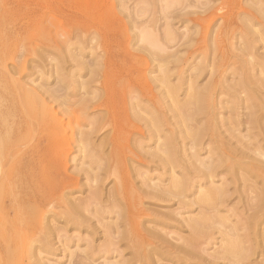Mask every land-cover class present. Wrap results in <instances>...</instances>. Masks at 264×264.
<instances>
[{
  "label": "bare ground",
  "instance_id": "6f19581e",
  "mask_svg": "<svg viewBox=\"0 0 264 264\" xmlns=\"http://www.w3.org/2000/svg\"><path fill=\"white\" fill-rule=\"evenodd\" d=\"M13 1L15 0H0L1 19L7 18V16L11 14ZM45 1L48 6L52 7V9L56 12L62 11L68 3L72 2L73 4H76L74 0ZM125 1L126 0H117V5L121 9L128 10L129 5H127V7ZM256 2L258 3L259 1L256 0ZM105 4L106 1H103L102 5L91 4L82 9H79L82 12L92 13L98 11ZM75 6L70 4L69 7H71L72 9H76V11H79ZM120 8L119 10H121ZM257 9L258 11L256 12L258 14H262H260V16L262 18V21H264V7L259 4ZM124 12L126 13V10ZM118 13L121 12L119 11ZM126 15H128V13H126ZM252 15H246V19L249 23L252 18H255L256 16L255 14ZM129 18H131V16ZM232 19L233 18H230V16H228V18L222 19L223 28L220 30V32L215 33L214 37L210 38V42L212 41L210 45L212 49L209 53V57L205 55L203 48V58L201 59V61L195 60L196 62H194V64L187 61L186 59V63H184V65H177L176 61L178 57H175V59H173V65L175 66H172L176 67L178 70H175L172 66L168 65L169 62L172 61H168L170 56H166L162 59L160 58L158 64L153 67L154 69H156L155 71L157 72V74L153 75L150 80L148 78H144V83H142V85H136L140 91L144 92V94L145 91L151 93V98H148L147 103L140 101L137 95L131 94V92H133L132 88L135 87L133 78L131 76H128L130 72L133 71V65L135 63H132L133 60H131L133 58L132 53H127V55L123 57V62L121 61V63H119L118 60V64H116L117 70L114 68V72L117 71L118 73H121V71L123 72V70L127 72L125 74V77H122L120 79L111 76L112 70L107 65L109 64V62H107L108 59H105L107 63L104 62V65H102L104 66L102 68L103 70L99 69V67L101 66H90L91 68H88V70L86 69L87 65L85 66V69L88 71V73H90L91 80L94 78L93 83L97 82L98 86L104 93L102 99L96 100V102L94 103L92 102V105L102 106L105 109V114H100L95 119H91V121L89 120V128L87 130H84L82 128L83 126L79 124L80 127H78L77 129L71 128V133L69 132L70 135H66L65 133L60 136V139L62 141L63 139L65 140L67 138L68 140L66 141L74 142L75 146L78 147V150L81 152V158H86L88 160V166L82 169L84 170V175L86 176V178L91 181V185L89 184V192L84 198L72 197V199H68V197H63L67 189L77 184V181L75 180L76 178L70 175H65L60 170L62 167V162L65 161V158L62 156L63 154L60 153V155L59 152H57L58 150L56 151L54 149L58 148V146H61L59 144L61 141L57 142V145L59 144L57 147L55 146L49 148L50 146L46 145L48 146L47 148L45 146V144H47L45 142L49 143L55 138V136L53 135L55 127H58V125L62 126L61 124L64 123L63 119L59 118V116L52 111V107H48L46 105L45 98H51L53 101L58 99L57 101L59 103L61 102L60 104H66L68 101H65V96H63L64 93L62 94L61 92L63 90L62 86H51L52 84L50 83V86L48 85L41 91V94L43 96L45 95V98H42V96L38 94L37 91L32 90L31 88L24 89V85L14 79H9L11 77H9V75L6 76V73L4 72L2 66V59L0 58V264H45L43 260L41 261L40 258H37L38 252L47 251L51 244V237L60 231V228L56 225L52 226L51 221L47 217L49 215L48 212H51L50 214L54 219H63V222L69 224V226L71 227H74V229L88 230L87 236L92 237L93 234L90 233V230L92 229L91 222L89 221L90 218L88 219L84 211L88 209L89 205L94 204L93 206H95L96 204L95 208L91 205V207L94 208V210L92 209L93 213H97L100 215L104 208L108 207V204L107 206H103L102 204L103 201L99 183L108 180L111 177L113 178L114 182L109 191L107 201L115 207V210H112V212L114 213V217L110 218L112 219L110 220L111 222L107 225H102L104 234V251L114 252V247L117 244V242L115 241H117V239L127 240L129 236L134 235L142 241L146 240L144 235L140 234L137 226V217L139 215L138 213L139 211L140 213L142 212L137 207L141 196L143 194H147L153 197H158L160 193H170L179 195L178 198L182 200H179L178 204L181 207H186V209L194 213L193 215L184 219L190 229V233L193 234L192 238L200 236V233H202L201 228L205 226L219 227L223 232L222 234L227 236L226 245H228V248L227 251L226 249L223 250L231 253L230 255L235 256V258H230L228 260L229 264H258V261L255 262L253 260L247 263L241 262L244 258L246 261L249 258L245 256L243 259H238V256L241 257L240 253L242 254L244 252L243 249L249 251V253L248 251L245 252L244 255L251 254V250H249L248 248L251 243L249 244L248 242L252 241L250 238L257 231L256 226L264 223V161H262L263 159H260L262 158V156H264V148L259 144V140L261 139V137L264 141V123L261 124L260 114H258L261 111V108L254 102V100L257 99L256 94H254L255 90L258 89V86L264 85V81L260 80L261 78H254L253 74L255 68H257V73H264V53L262 54L263 56L258 55V58H256L257 56L254 54V52H252V44L256 36L257 39H259V41L263 43L264 51V22H261V28L255 30V33L252 31L254 34L250 33L251 38L250 36H246V39L245 34H249V32L246 31L245 25L244 27L239 26V28L241 29L239 33L242 36L241 43L243 44V46H241V44L238 42L240 44V49L238 50V52L232 54L234 58L232 57L233 60L231 61V64L237 65L229 67L230 64L226 63V61L228 60H225L224 58L225 51H221L217 48L215 49L214 41L216 38H223L222 36H227L233 30H235L232 29L235 26V20ZM246 24L248 25V23ZM144 31L141 30V32H143L140 36L141 39H145L155 46V39H157V37H155L154 39L153 37H151V34L148 33L149 31ZM166 31L167 30H165L164 32L162 31V35L164 33V35L166 34L170 39L173 33H166ZM191 33L193 34V32ZM155 35L156 34H154V36ZM167 36H165V38H167ZM172 38L174 39V37ZM190 41L191 37H189L186 42L189 43ZM157 46L159 45L157 44L156 48ZM228 47L230 48V46ZM231 53L232 51L230 52V54ZM10 54H12V52L9 53V56ZM5 58L6 57H4V59ZM110 60H112V57ZM86 62L88 63L89 61ZM89 63H92L90 65L95 64L92 61ZM20 69L23 68L21 67ZM99 70L102 71L100 72V79L97 76L99 74ZM204 71H207V75L209 74V79H207L205 83L199 84L198 79L201 75H203L202 73ZM185 72L189 73L185 74V76ZM118 73L117 77H119L120 75H118ZM174 74H176L177 82L171 83V76H173ZM228 76L231 77V82L227 84V89L225 92L233 99L236 98L240 102L242 100L245 102V106H243L244 108H242V110L245 108L247 109V118L249 119L250 126L252 129L257 130L256 132L251 131V136H259L258 144L256 143L258 137L257 136L256 142H254L257 145L255 144L256 146L254 145V147H252L253 149H251V147H249L247 144L245 145V148L247 146V150H239L238 148H234L232 144L228 145L229 142H225L226 140L224 141L222 137L220 138V135L215 132L213 128H211V134H208L209 141L206 144V147L208 148L205 149L208 151V157L206 156L204 158L201 157V154L198 150L195 149L193 152L192 150L197 147L201 148L203 144V133H205L206 129H194L191 127L194 126V122L199 121L198 116H200L201 114H204L208 117L213 116V114L215 113L213 103L214 92L216 91L217 86H219V89L225 86L222 84L225 81L224 79ZM53 83H55V81ZM79 84L82 88L85 86V83H83L82 81ZM157 86H159L160 88L163 87L162 90L165 94L164 96H166L165 98L168 100L166 101V109L167 111L171 112V116L175 120V126L172 125L174 126V129L170 131L171 135L166 137L164 145L162 143V147L159 145V143L157 144V139H159L163 131L161 130V126L164 125L161 124L162 121L159 120V113L162 106L159 104V100L157 99L158 94L156 95V93L153 92V89ZM116 88L121 89L120 92H122V96L118 97L113 95L112 91ZM182 88L185 89L183 90V96L180 97V91L182 90ZM240 93L242 94L240 95ZM125 95H129L132 109L138 107L139 109H143L149 115L147 120L148 123H146V126L148 127L147 140L152 141L154 143L153 148H155L154 146L156 145L157 148H155V150H158V152L160 151L162 155L160 153L159 155L157 152L156 153L158 155L152 152L150 154L151 159L148 161L152 162L153 165H155V168H163V170L167 172L169 183L164 186L162 185L163 187L161 185L158 186L156 182H150L153 180V178L148 179L147 182V178H145V175L142 177V182L149 189L143 187H140L139 189L135 188L131 182L128 168L125 164L126 154H129L132 158H136V161L140 164L151 167L152 163H150L151 165L147 164V161L145 163V161L140 156H137V152L135 153L132 150L129 145L130 134H127L128 130L123 127V124L121 125L122 120L125 117H128V108L126 106L127 98H125ZM242 95L243 98H241ZM61 96H63V98ZM94 98L96 99V97ZM59 99H61V101H59ZM88 99L89 98L81 97L79 99V107L83 109L88 108L90 106V101ZM134 100L136 102H134ZM230 104H232V101H230ZM240 105L242 104L240 103ZM107 126H111L112 131H110V134L107 136L105 135L106 137H102L101 143H95L92 140V137L96 136L99 131H102ZM179 127H183L184 129H180ZM251 128H248V130L250 131ZM184 130L186 135L182 137L183 140L181 142H178L177 134L179 132L184 133ZM138 131L140 130L138 129ZM141 134H143V132ZM56 139L57 138H55V140ZM186 139H188V141H186ZM55 140H53V142ZM66 141H64V143ZM64 143L61 142V144ZM104 146H107V148L109 149L107 153H105L104 151ZM158 146L160 148H158ZM251 146L253 145L251 144ZM188 148L189 150L192 148V150L189 151ZM215 149H218V151L213 152ZM133 155L136 157H134ZM132 169L136 174L142 175V173L137 169L136 166ZM177 171L179 172V174H177ZM226 174H228L230 178H225ZM217 176H220L221 181L216 184L213 182V179ZM254 178H256V181H253ZM226 180H229L230 182L233 181L235 186L239 181L242 182L241 185L243 188V192H241H246V198H243L245 199L243 205L245 209L252 210L253 212L255 211V215H251L252 219L250 220L249 218L251 217L249 216L251 213H248L252 211L247 212L248 210H245L247 212L246 214H248V218H245H247L248 221L244 222V225H241L244 226L243 228L245 229L243 232L246 233L248 230L252 231L251 233L246 234L248 235L247 237L249 239L243 234V236L238 234V227H236L237 225L231 221V219L229 218V214H227V216L221 215L223 211L230 209L228 208V206H225L228 205V203L225 204L226 199L228 198L229 201L231 198L226 193L227 187L225 188L224 184ZM258 180L262 181V184H260L259 182L261 186L256 185V182ZM234 184H232L233 187H235ZM187 191L190 195V199L188 201L183 200V198L180 197H183V195H185V192ZM225 193L228 197L225 195ZM231 194L232 193H230L229 195ZM224 196L227 198L224 199ZM240 196H242V194ZM195 205L196 208L192 209ZM110 208L112 209V207ZM231 209H234V211L237 210V208L234 207ZM234 211L230 214H236ZM242 211L238 209V212L242 213ZM239 214L237 213V216L231 215L230 217L232 218V216H235L237 222L242 221L243 217ZM114 232L117 233V239L114 238L116 239L115 241H113L114 239L112 238V234ZM149 233L155 234V232L152 233L151 230L149 231ZM203 233H205V228L203 230ZM263 235L261 234L260 236L263 237ZM180 239H182L183 241V237ZM192 240L194 241L195 238ZM184 241L183 243L187 246V243H189L187 242L188 240L186 239ZM253 241L256 240L253 239ZM86 242L87 244L89 243L88 239ZM246 243L248 244V246ZM110 245H114V247L111 248ZM245 245L247 249L245 248ZM188 246H194V242L193 245L188 244ZM255 247L253 248L255 249ZM172 248L173 249L169 252L166 251L167 249L161 251V254L167 257V259H170V261L173 263L185 264L189 263L188 261L192 260L191 262H193L195 259L197 260L199 258V256L195 255L196 253L191 250L194 249V247L186 250L185 246L176 245L175 247L173 245ZM115 250H117V248H115ZM154 250L156 251V253L159 252L156 248H154ZM134 252H138L137 249ZM263 253L261 254V256H263ZM105 254L106 253L104 252V255ZM237 254L239 255L237 256ZM253 254L254 253H252V255ZM112 257L108 258L106 256V258H103L106 259V261L103 260V263H101L102 261L98 262H100L99 264H118L119 262H117V259L114 261ZM201 259L203 258H201L200 256V260ZM89 261H92V259ZM262 261L264 262V258ZM262 261H259V263L262 264ZM146 262L148 263V261ZM201 262L202 264H208L204 262V259Z\"/></svg>",
  "mask_w": 264,
  "mask_h": 264
},
{
  "label": "rangeland",
  "instance_id": "374dc122",
  "mask_svg": "<svg viewBox=\"0 0 264 264\" xmlns=\"http://www.w3.org/2000/svg\"><path fill=\"white\" fill-rule=\"evenodd\" d=\"M103 1H106V4L102 6L98 11L92 13L80 11V9L91 4L102 5ZM257 1L259 2L257 3L256 0H126V6L129 5V9L127 10L121 9L117 5V0H74L76 4H73L72 2L68 3L60 12L54 11L52 7L48 6L45 0L13 1L11 14H9L7 18H0V58L2 59V66L4 72L6 73V76L9 75V77H11L9 79H14L24 85V89L31 88L32 90L37 91L38 94L42 96V98H45V95L43 96L41 94V91L50 83L52 84H50L51 86L61 85L63 88L61 92L62 94L64 93L63 96H65V101H68L66 104L63 105L60 104L61 102L59 103L57 101L58 99L53 101L51 98H45L46 105L48 107H52V111L56 113L59 118L63 119L64 122L63 124H61L62 126H56L57 128L55 127L53 131V135L57 139L55 140L54 138V142L53 140L50 141L53 143L45 142L47 143L45 144V146L48 145L50 146L49 148H51L55 146L57 147L59 144L61 145L58 146V148H53L56 151L58 150L57 152H59V154H63L62 156L65 158V161L62 162V167L60 170L65 175L73 176L74 178H76L75 180L77 181V184L75 186H72L66 190L63 195L64 198H84L89 192L88 186L91 181L86 178V176L84 175V170L82 169L88 166V160L86 158H81V152L78 150V147L75 146L74 142L66 141L68 140L67 138L65 140L62 138V141L60 139V136L65 133L66 135H70L71 128L77 129L78 127H80L79 124L83 126L82 128L84 130H87L89 128V120L91 121V119H95L100 114H105V109L102 106L92 105V102L94 103L96 102V100L102 99L104 93L102 89L98 86L97 82L93 83L94 78L91 80L90 73H88L87 71L88 68L101 66L99 67V69L103 70L102 68L104 66L102 65H104V62H106V60L108 59L109 61L107 60V62H109V64L107 65L112 70L111 76L120 79L122 77H125V74L127 72L125 70H123V72L121 71V73H118L117 71L114 72V70L117 68L116 64H118V60L119 63H121V61L123 62V57L126 56L127 53H132L134 59L132 58L131 60H133L132 63H136V65L134 63L136 69L133 65V71L130 72V74L132 75H128L131 76L133 78V81L135 82V87L132 88V91L134 93L131 92V94L137 95L140 101L147 103L148 98H151V93L145 91L144 94V92L140 91L136 85H142V83H144V78H148L150 80L153 75L157 74V72L155 71L156 69H154L153 67L158 64L160 58L162 59L166 56H170L168 61H172H170L168 65L172 66L174 64L173 59H175V57H178L176 61L177 65H184V63H186V59L187 61L192 62V64H194V62L196 61H201L204 53L206 56L209 57V53L212 49L210 46L212 42H210V38L214 37L215 33L220 32V30L223 28L222 19L228 18V16L235 20V26L232 28L235 30H233L234 32L232 31L227 36H222L223 38H216L214 41V46L215 49L217 48L221 51H225L224 58L225 60H228L226 61V63L230 64L229 67L236 66L237 64H231V61L234 58L232 54L238 52V50L240 49V44L241 46H243V44L241 43L242 36L239 33L241 29L239 28V26L244 27L245 25L246 31L249 32V34H245L246 39V36H250L251 34L255 33V30L260 29L261 22H264L262 21V18L260 16L261 13L258 14L256 12L258 11L257 7L259 6V4L264 7V0ZM70 4L74 6L76 5L75 7L79 11H76V9H72L71 7H69ZM130 4H132L133 6ZM119 8L121 10H119ZM117 10H119L121 13H118L119 11ZM123 10H126V13H128V15H126ZM248 14L256 15L255 18H252L250 23L246 19V15ZM130 16L131 18L133 16V18H129ZM246 23H248V25ZM235 27H237L238 29ZM144 29L146 32L149 31L148 33L151 34V37H153L154 39L155 37H157V39H155L156 43L154 42L155 46L149 43L147 40L141 39L140 36L143 33L141 32V30L144 31ZM165 30H167L166 33L172 32L173 34L171 33V38L174 37V39L170 38V40L166 34L164 35V33L162 35V31L164 32ZM191 32H193V34ZM154 34L156 35L154 36ZM165 36H167V38H165ZM138 37L141 40H139ZM189 37H191V41L187 43L186 41ZM157 44L159 46H157L156 48ZM252 45V52H254V54L257 56L256 58H258V55L263 56V43L259 41V39H257V36ZM228 46H230V48ZM202 48L204 50V53L202 51ZM228 48L232 50H229ZM231 51L232 53L230 54ZM8 52H12V54H10L9 56ZM149 52L151 55L149 54ZM4 57L6 58L4 59ZM111 57L112 60H110ZM86 61H92L95 64L90 65L92 63H87ZM21 67L23 69H20ZM173 69L178 70L176 67H173ZM256 69L257 68H255L253 71L254 78H261L260 80L264 81V73L259 74L256 72ZM101 70H99V74L97 75L99 79L101 78ZM117 73L118 75L120 74L119 77H117ZM188 73L189 72H185L184 75ZM206 73L207 71H204L202 73L203 75L199 77V84L205 83L206 80L209 79V74L207 75ZM61 74H63L64 76ZM224 80L225 81L222 85H225L226 87L224 86L220 88V90L218 88L219 86H217L216 91L214 92L213 103L215 113L213 114V116L208 117L204 114H201L200 116H198L199 121L194 122V126L191 127L194 129H206L205 133H203V144L201 148L197 147L193 150L192 148L190 149L192 150V152L195 149L198 150L201 154V157L204 158L208 155V151L205 149L208 148L206 147V144L209 141L208 136L211 134V128H213L214 131L220 135V138L222 137L224 141L226 140L225 142H229L228 145L232 144L234 148H238L239 150H247V146L245 148V145L247 144L249 147H251V149H253L252 147H254L256 143L258 144L259 136H253L255 140L251 136L252 132H256L257 130L252 129L250 126L249 119L247 118V109L245 108L243 109L244 111L242 110V108H244L243 106H245V102L243 100L240 102L236 98L233 99L230 95L226 94L225 91L227 89V84L231 82V77L228 76ZM54 81L55 83H53ZM81 81L85 83V86L83 88L79 84L81 83ZM175 82H177L176 74L171 76V83ZM257 88L258 89H256L254 93L256 94L257 99L254 100V102L258 104L261 108V111L258 114H260V122L261 124H263L264 85L258 86ZM162 89L163 87L160 88L159 86L153 89V92L156 93V95L158 94L157 99L159 100V104L162 106L161 111L159 113V120H161V124L164 125L161 126V130L163 131L159 139H157V144L159 143L161 147L164 145L166 137L171 135L170 131L174 129L175 126V120L171 116V112L167 111L166 109V101L168 100L165 98L166 96H164L165 94ZM184 89L185 88H182V90L180 91V97L183 96ZM94 91L97 93H95ZM120 91L121 89L116 88L113 89L112 92L114 96L120 97L123 95ZM241 94L242 93H240V95ZM243 95L241 98H243ZM63 96L61 97L63 98ZM81 97L89 98L88 100L90 101V106L88 108L83 109L79 107V99ZM94 97H96V99ZM125 98H127L126 106L128 108V117H125L122 120L121 125L123 124V127L130 132L129 133L127 131V134H130L129 145L132 150L135 153L137 152V156H140L145 161V163L147 161V164H150L152 163L148 161L151 159L150 154L152 152H157L159 154L160 151H156L155 148H157V146L155 145V148H153L154 143L152 141L147 140L148 127L146 126V123H148L147 120L149 115L143 109H139L138 107L132 109L129 100V95H125ZM61 99H59V101H61ZM230 101H232V104H230ZM134 102L136 101L134 100ZM240 103L242 105H240ZM80 111H82L83 113ZM244 114L247 116H245ZM179 128L184 129L183 127ZM248 128H251V130L249 131ZM138 129L140 131H138ZM110 131H112L111 126H107L102 131H99L96 136H93L92 140L95 143L99 144L101 143L102 137H104L105 135H109ZM142 132L143 134H141ZM184 135H186L185 130L184 133L179 132L177 134V141L181 142L183 140L182 137H184ZM260 140L259 144L262 145V147L264 148L263 138L261 137ZM60 141L62 143H64V141L66 142L64 144H61ZM186 141H188V139H186ZM57 142L60 143L57 145ZM251 144L253 146H251ZM48 146L46 147L48 148ZM158 148L160 147L158 146ZM108 150L109 149L107 148V146H104L105 153H107ZM217 151L218 149H215L213 152ZM128 155L126 154L125 156V164L128 168L131 182L135 188L139 189L140 187H143L149 189L142 182V177L144 175L146 176L145 178H147V182L148 179L153 178V180L150 182H156L158 186H164L169 183V179L167 176L168 174L165 170H163V168H155V165H153V163L152 165L150 164L151 167L140 164L136 161V158H132L130 155ZM260 159H263L262 161H264V156H262V158ZM135 166L142 173V175H138L135 173V171H133L132 168ZM177 174H179L178 171ZM227 175L228 174L225 175V178H230L229 175ZM220 179V176L214 177L213 182L217 184L219 183V181H221ZM253 181H256V178H254ZM113 182V178L111 177L108 180L99 183L103 201L102 204L103 206H107L108 204V207H105L104 210L101 212V216L97 213H93L96 204L95 206H93L94 204H91L94 208L89 205L88 209L84 211L88 219L90 218L89 221L91 222L92 226L90 233L93 234L92 237L87 236L88 230L74 229V227H71L69 226V224L63 222V219H54L50 214L51 212H48L49 215L47 217L51 221L52 226L56 225L60 228V231L51 237V244L47 251L38 252V259L40 258L41 261L43 260L45 264H81V262L82 264H97L98 261H102L101 263H103V260L106 261V259H103L106 258V256L108 258L113 256V260L115 261L117 259V262L121 264H177L171 262L170 259H167V257L161 254V251H164L166 249V251L168 252L171 251L173 249V245L175 247L176 245L185 246L186 250L194 247V249L191 250L194 251L196 253L195 255H198L199 258L197 260L195 259L193 262H191L192 260L188 261L189 263L185 264H202L201 261H203V259L204 262L208 264H229L228 260L230 258H235L234 255H230L231 253L226 252L228 248V245H226L227 236L222 234L223 232L219 227L205 226L201 228L202 233H200V236L194 237L195 240L193 241V234L190 233V229L184 219L186 217L188 218L194 213L190 212L188 209H186V207H181L178 204V201L182 200L178 198L179 195L176 194V197L175 194L170 193H162L163 196L160 193L161 198L160 194L158 197H153L147 194H143L141 196L137 207L142 212L140 213L139 211L138 213L139 215L137 217V226L140 234L144 235L146 240L142 241L134 235L129 236L127 240H121L116 238L117 233L114 232L112 234V238L117 239V241H115L116 239L113 240L117 242V244L115 245L114 242L115 247L114 245H110L111 248L114 247V252L104 251L105 247L103 246L104 234L102 225H107L111 222L110 220L112 219L110 218L114 217V213L112 212V210H115V207L107 201L109 191L113 186ZM259 182L260 184H262V181L258 180L256 182L257 186H261ZM231 183L234 184L233 181L230 182L229 180H226V182L224 183L225 188L227 187L226 193L229 197H231L228 201V196L225 193V195L227 196H224V199L227 198L225 204L228 203V205L225 206H228V208L230 209L234 207L237 208V210L235 209L236 211H234V209H231V211L227 208L228 210L223 211L221 215L227 216V214H229L230 216H237V213H240L238 212V209L242 211L243 208L244 212L242 211V213L239 214L243 217V223L242 221L237 222L235 216V218L233 216L232 218L229 215L228 216L231 221L237 225L236 227H238V234H243L247 237L248 235L246 234H249L252 231L246 229L248 231L246 233L243 232L245 229L243 228L244 226L241 225H244V222L248 221V214L251 213L249 217H251V215L254 216L255 211L253 212L252 210L245 209L243 205V203L245 202V199L243 198H246V192L244 191L245 193H242V182L239 181L236 186L234 184L235 187H233ZM230 193L232 194L229 195ZM240 193L242 194V196H240ZM180 197L186 201L190 199L188 191L185 192V195H183V197ZM110 207H112V209ZM194 208H196V205L192 209ZM245 210H248L247 212H252L246 214L247 212ZM233 211L236 214H230ZM249 219L251 220L252 217ZM261 224L256 226L257 231L250 238L252 241L249 240L251 242H248L249 244L251 243V246H248V244L246 243L249 250H251V254L244 255V253L248 251H246L245 249H243L244 252L242 251V254L240 253L241 257L238 256L239 254H237L238 259H243L245 256L249 258L247 261L244 258L241 262L247 263L253 260L255 262L258 261L257 263L261 264L259 263V261H262L264 258V223L262 224V227ZM204 228L205 233H203ZM148 230H151L152 233L155 232V234H150ZM258 231L260 232V234ZM156 232L159 234H157ZM239 232L242 233L240 234ZM261 234L263 235V237L260 236ZM179 237H183V241L186 239L188 240L187 242L189 243H187V246ZM87 239L89 242L88 244L86 242ZM253 239L256 241H253ZM193 242L194 246H188V244L193 245ZM134 244L135 246H138L135 247ZM195 245L197 248L195 247ZM253 247H255V249ZM115 248H117V250H115ZM154 248L158 249L159 252L156 253ZM245 248L247 249L246 245ZM136 249L138 252H134L136 251ZM223 249H226V251ZM104 252L106 253L105 255ZM252 253L254 254L252 255ZM262 253L263 256H261ZM200 256L203 259L200 260ZM87 259H92V261H89ZM146 261H148V263ZM100 262H98V264ZM262 264H264V262Z\"/></svg>",
  "mask_w": 264,
  "mask_h": 264
}]
</instances>
